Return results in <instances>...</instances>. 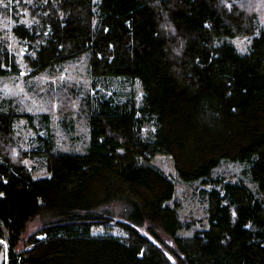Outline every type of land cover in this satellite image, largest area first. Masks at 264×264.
<instances>
[{
    "label": "trees",
    "instance_id": "trees-1",
    "mask_svg": "<svg viewBox=\"0 0 264 264\" xmlns=\"http://www.w3.org/2000/svg\"><path fill=\"white\" fill-rule=\"evenodd\" d=\"M252 1L31 0L36 22L13 32L44 106L0 102V264H264V0ZM11 65L0 46V79ZM115 202L131 221L103 210Z\"/></svg>",
    "mask_w": 264,
    "mask_h": 264
},
{
    "label": "rangeland",
    "instance_id": "rangeland-1",
    "mask_svg": "<svg viewBox=\"0 0 264 264\" xmlns=\"http://www.w3.org/2000/svg\"><path fill=\"white\" fill-rule=\"evenodd\" d=\"M30 3L31 0H0V46H4L5 48H7L9 54L11 55L12 61L17 66L16 70L12 69V65L11 67L10 66L7 67L9 69V72L0 79V102L8 97H17L19 94H21L23 98H29L28 104L34 105L35 109L38 110L43 108L44 102L41 101L39 103L38 98L34 93L26 91L28 86H30V83H28V80L30 78L27 76L28 74L27 68L25 66V62L23 61L25 44L24 41L19 40V38L13 32L14 26L18 23L31 25L34 22H36V17H33L31 15L30 8H28ZM252 4L254 7V0L252 1ZM232 42L237 46V48L240 51H246L249 47L250 39L248 36H236L232 38ZM65 78H70V75H68V73L66 72H62L59 75L48 77V80H51L55 85L60 86L61 83L65 80ZM79 78L80 77H76L77 82ZM41 79L35 78V82L33 85H37L38 80L40 81ZM45 80L47 79L45 78ZM43 90L44 87L42 88L41 92ZM49 103L53 104L56 111H59L57 107L58 104L65 105L64 102L57 103L55 101ZM74 106H75L74 114L78 116L77 113L79 111L76 110V108H78L77 104L75 103ZM75 119H77V117ZM74 128L78 129L80 127L79 125H74ZM63 142L65 144H70V141L68 139H65V141ZM80 143H82V141L76 139L74 144L79 145ZM152 161L156 163L160 168L165 169L168 173L173 175L174 178H176L172 165V159L170 156L165 154H158L152 158ZM38 173L43 174L44 172L40 171ZM181 185H183V183H181ZM191 188L192 187L189 185H186V187L185 186L180 187V190L183 192V197L185 201H188L189 198L191 197V192H190ZM221 191L223 192V190ZM103 210L117 219L131 221L127 217V211L125 210V207L122 205V203L115 202L113 204L105 206ZM136 225L142 233L148 234L144 224L142 225L137 223ZM36 227H37V222L36 221L31 222L23 238L26 240L29 237V235L32 232H34ZM93 232L96 234H102L105 232V229L102 227H96L93 229ZM111 232L114 234H118L120 230L115 226L111 230ZM0 242H2L3 244V246L0 249V263H1L6 259V245L2 239H0Z\"/></svg>",
    "mask_w": 264,
    "mask_h": 264
},
{
    "label": "water",
    "instance_id": "water-1",
    "mask_svg": "<svg viewBox=\"0 0 264 264\" xmlns=\"http://www.w3.org/2000/svg\"><path fill=\"white\" fill-rule=\"evenodd\" d=\"M38 237H39V238H41V237H42V235H38Z\"/></svg>",
    "mask_w": 264,
    "mask_h": 264
}]
</instances>
